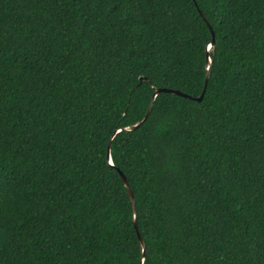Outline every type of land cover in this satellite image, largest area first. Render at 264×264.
<instances>
[{"label": "trees", "instance_id": "obj_1", "mask_svg": "<svg viewBox=\"0 0 264 264\" xmlns=\"http://www.w3.org/2000/svg\"><path fill=\"white\" fill-rule=\"evenodd\" d=\"M261 248L264 0H0V264Z\"/></svg>", "mask_w": 264, "mask_h": 264}, {"label": "water", "instance_id": "obj_2", "mask_svg": "<svg viewBox=\"0 0 264 264\" xmlns=\"http://www.w3.org/2000/svg\"><path fill=\"white\" fill-rule=\"evenodd\" d=\"M209 29H210V28H209ZM210 33H211V36H212V41H211V43L209 44V45H211V47H209V45L207 46V48H206L207 51H209L210 48H212V46H213V44H214V41H213V32L211 31V29H210ZM210 66H211V60L207 57V70H208V71H209V69H210ZM208 75H209V72H207V74H206V76H205L204 88H203V90H202V93L200 94V96H199L198 98L194 99V100L197 101V102H201V100H202V97H203V94H204V91H205V87H206V83H207V80H208ZM163 91H164V92H167V93H170V94L180 95V96H182V97L189 98L188 96H186V95H184V94H181V93L178 92V91H174V90H163ZM158 92H159V91H156V93H158ZM146 116H147V114H146ZM146 116L144 117V119L142 120V122L145 120ZM142 122H140V123H138V124H136V125H134V126L128 127V128H126L125 130H133V129L136 128L138 125H140ZM108 150H109V146H108ZM107 159H108V160L110 159L109 154H108V156H107ZM111 166H112V164H111ZM118 173H119V175L121 176V179H122L123 184H124V186H125V188H126V191H127V194H128L129 200H130V203H131V205L133 206V209H134V198H133V195H132V193H131V191H130V188H129L127 182H126L125 177L122 175V173H121L120 171H118ZM134 227L136 228L135 222H134ZM137 237H138V241H139L140 245L143 246V241H142V239H141V237L139 236L138 233H137Z\"/></svg>", "mask_w": 264, "mask_h": 264}, {"label": "snow or ice", "instance_id": "obj_3", "mask_svg": "<svg viewBox=\"0 0 264 264\" xmlns=\"http://www.w3.org/2000/svg\"><path fill=\"white\" fill-rule=\"evenodd\" d=\"M209 47H211V45H209ZM113 163V160L109 159L107 160V164L111 165ZM135 211V209H133ZM137 219L139 218L138 216L136 217ZM259 264H264V248H261L260 251V260H259Z\"/></svg>", "mask_w": 264, "mask_h": 264}]
</instances>
